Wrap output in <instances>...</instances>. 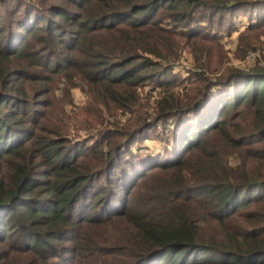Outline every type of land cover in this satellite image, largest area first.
<instances>
[{"label":"trees","instance_id":"obj_1","mask_svg":"<svg viewBox=\"0 0 264 264\" xmlns=\"http://www.w3.org/2000/svg\"><path fill=\"white\" fill-rule=\"evenodd\" d=\"M242 16L234 56L264 60V0H0V264H264V66L221 43Z\"/></svg>","mask_w":264,"mask_h":264},{"label":"rangeland","instance_id":"obj_2","mask_svg":"<svg viewBox=\"0 0 264 264\" xmlns=\"http://www.w3.org/2000/svg\"><path fill=\"white\" fill-rule=\"evenodd\" d=\"M238 25H241L240 27V31L239 32H235L233 33L230 37L228 36H224L221 43L224 44L223 46L225 47V50L227 52V57L228 60L231 62V65L239 68V69H251L254 68L256 66V64H258V62H260L263 66H264V60L262 59V55L263 53L261 51L259 52H250L249 55L245 58H241V59H237L234 56V53L237 50V46H238V42H237V37L239 36L240 32L243 31L245 29V27H247L246 24V19H244V17H240V20L237 22ZM191 71H195V63L193 61L192 55L190 54V50L185 49L183 52V56L180 59L179 63H177V66L174 69V72L176 74H179L181 76H189ZM73 97H72V102L67 103L64 102V99L62 98V96H58L59 100L62 101V106L65 108V111L69 112V114H71L72 116H75L73 114H77V113H81L82 109H84V107L87 105L88 103V99L86 97V93L82 91V89L80 87L74 88L73 89ZM142 94L143 97H147L148 95H151V87L147 86L142 88ZM158 93L156 91L153 92L152 97L154 98L155 96H157ZM79 116V115H78ZM80 118V117H79ZM125 120L127 118H124ZM78 120H82L78 119ZM68 124L70 125L71 128V134H75L77 131H80L78 128H74L73 124L74 121L70 120L68 122ZM100 128V126H98L95 129ZM78 135L80 137H83L86 135V132L81 131L78 133ZM146 146L149 150H147L146 148L143 149L144 153H148V152H153L154 154L161 152V147L162 145L157 143L156 141H149L146 143Z\"/></svg>","mask_w":264,"mask_h":264}]
</instances>
